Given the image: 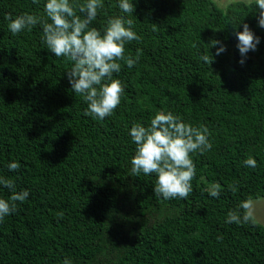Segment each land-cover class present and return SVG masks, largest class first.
I'll list each match as a JSON object with an SVG mask.
<instances>
[{
	"label": "trees",
	"instance_id": "obj_1",
	"mask_svg": "<svg viewBox=\"0 0 264 264\" xmlns=\"http://www.w3.org/2000/svg\"><path fill=\"white\" fill-rule=\"evenodd\" d=\"M86 0H70L77 15ZM102 0L92 22L133 20L141 38L125 45L129 68L120 105L103 120L85 116L87 102L71 90L73 62L56 57L37 24L13 35L6 16L24 13L51 23L47 0H0V177L29 197L0 222V264H264V225L226 223L249 197L264 198V28L256 0ZM248 24L260 43L245 63L236 32ZM220 41L226 50L216 52ZM214 58L210 65L200 59ZM171 111L209 129L212 148L192 153L196 175L187 199L154 196L156 174H132L133 124L149 126ZM253 157L255 168L244 165ZM11 162L19 171H9ZM214 183L219 198L209 195ZM235 185L236 191L229 185ZM12 192L0 185V198ZM62 213V217L58 214Z\"/></svg>",
	"mask_w": 264,
	"mask_h": 264
},
{
	"label": "clouds",
	"instance_id": "obj_2",
	"mask_svg": "<svg viewBox=\"0 0 264 264\" xmlns=\"http://www.w3.org/2000/svg\"><path fill=\"white\" fill-rule=\"evenodd\" d=\"M37 3V0H33ZM259 9L258 24L264 28V0H256ZM104 7L102 0H86L79 5L76 14L70 0H47L44 11L51 21H42L41 17L24 13L14 19L9 15L5 19L9 21L8 28L13 35L24 29H31L37 24L43 26L42 41L56 57H66L73 64L66 72L71 90L84 97L87 108L85 116H91L103 120L111 116L120 105L121 96L124 93V85L119 79H114L113 74L121 71L123 60L131 68L138 59L131 56L125 57V45L133 40L141 38L133 31V20L125 19L123 15L107 20L106 27L98 31L91 27L97 18L98 10ZM119 9L124 14H133L135 6L129 0H119ZM238 44L236 45L242 57L240 64L245 63L247 53L256 51L260 43L248 24H243V31L235 33ZM212 45H220L216 55L223 53L226 48L218 40H213ZM207 64H212L214 58L208 55L200 57ZM130 136L136 145L135 155L131 160L132 174L139 176L156 174V185L153 188L154 196L170 200L175 198L187 199L192 193V183L196 175V167L191 158L192 153L211 150L209 129L204 126H193L185 123L181 117L171 111L159 110L151 119L149 126L135 123L130 129ZM244 165L255 168L256 160L249 156L244 160ZM9 171H19L20 164L11 162ZM0 185L9 189L12 195L9 199L0 198V222L6 216L13 214L17 209L16 202H23L29 197L27 190L15 191L14 182L11 179L0 177ZM231 191L237 189L235 185H229ZM209 195L219 198L220 185L214 183L208 189ZM254 201L251 197L242 201L236 210L227 213L226 223L242 224L253 219ZM62 217V213L58 214ZM63 264H71L70 259H65Z\"/></svg>",
	"mask_w": 264,
	"mask_h": 264
},
{
	"label": "rangeland",
	"instance_id": "obj_3",
	"mask_svg": "<svg viewBox=\"0 0 264 264\" xmlns=\"http://www.w3.org/2000/svg\"><path fill=\"white\" fill-rule=\"evenodd\" d=\"M219 7L226 9L229 4L238 0H215ZM245 2H251L253 0H242ZM254 201L253 205V217L262 225H264V198H259Z\"/></svg>",
	"mask_w": 264,
	"mask_h": 264
}]
</instances>
